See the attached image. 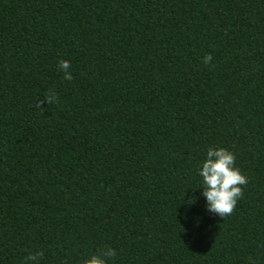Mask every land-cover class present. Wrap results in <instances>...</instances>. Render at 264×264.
Masks as SVG:
<instances>
[{
    "label": "trees",
    "instance_id": "trees-1",
    "mask_svg": "<svg viewBox=\"0 0 264 264\" xmlns=\"http://www.w3.org/2000/svg\"><path fill=\"white\" fill-rule=\"evenodd\" d=\"M209 147L248 181L223 218ZM107 248L264 264V0H0V264Z\"/></svg>",
    "mask_w": 264,
    "mask_h": 264
},
{
    "label": "clouds",
    "instance_id": "clouds-1",
    "mask_svg": "<svg viewBox=\"0 0 264 264\" xmlns=\"http://www.w3.org/2000/svg\"><path fill=\"white\" fill-rule=\"evenodd\" d=\"M208 59L210 57L206 58L205 62ZM70 67V62L67 60L58 63V69L64 73L65 80L72 79ZM51 98L54 97L49 99ZM235 159L234 153L228 149L209 147L202 164L197 169L202 180L199 189H202L205 210L222 218L231 215L237 201L243 195L242 186L248 182L247 177L235 166ZM115 256V250L107 248L102 255L90 256L84 264H109Z\"/></svg>",
    "mask_w": 264,
    "mask_h": 264
}]
</instances>
